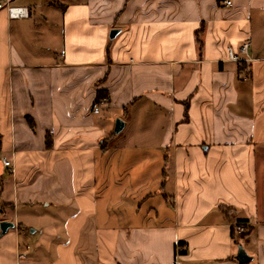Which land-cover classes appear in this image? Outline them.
<instances>
[{
	"label": "crops",
	"instance_id": "obj_1",
	"mask_svg": "<svg viewBox=\"0 0 264 264\" xmlns=\"http://www.w3.org/2000/svg\"><path fill=\"white\" fill-rule=\"evenodd\" d=\"M3 1L0 264H264V0Z\"/></svg>",
	"mask_w": 264,
	"mask_h": 264
},
{
	"label": "built area",
	"instance_id": "obj_2",
	"mask_svg": "<svg viewBox=\"0 0 264 264\" xmlns=\"http://www.w3.org/2000/svg\"><path fill=\"white\" fill-rule=\"evenodd\" d=\"M222 3H224L225 6H231V0H222ZM2 8H6L7 14L11 18L27 17V15H28V11H27L26 7L11 6L8 1H3V0L0 1V9H2ZM248 46H249V41L246 40L245 42H242L240 44V46L238 47V52H240V54H242L245 57H247V55H248V52H247ZM227 52H228V59L229 60H231V61L232 60H235V61L239 60L238 53L236 51H234L233 48L228 47L227 48ZM93 111L97 112L98 111V107L97 106L94 107ZM0 160L2 161L4 167L9 169L12 166L11 165V160L8 159L7 157H4V156L1 155L0 156ZM244 229L245 228L243 226H238L237 232L240 233V232L244 231ZM183 248H184L183 245L177 244L176 245V254H181L180 252L182 250H184Z\"/></svg>",
	"mask_w": 264,
	"mask_h": 264
},
{
	"label": "trees",
	"instance_id": "obj_3",
	"mask_svg": "<svg viewBox=\"0 0 264 264\" xmlns=\"http://www.w3.org/2000/svg\"><path fill=\"white\" fill-rule=\"evenodd\" d=\"M108 92L107 91H98L96 94V104H99L102 100H105L107 98ZM132 102H130L128 105L124 106L123 111L124 112H128L130 106H131ZM128 114V113H127ZM120 133L115 134V133H111V135L109 137H107L105 140L101 141V149L102 150H106V148H108L112 143L115 137H117ZM2 150V145H1V134H0V153ZM236 226L231 225V235L234 236L235 234V229H237L238 226H243L247 232H249L251 230V227L248 226L247 224V220L246 219H242V218H238L236 220ZM180 245H183V242L179 243ZM185 251L182 250L180 253H184Z\"/></svg>",
	"mask_w": 264,
	"mask_h": 264
},
{
	"label": "water",
	"instance_id": "obj_4",
	"mask_svg": "<svg viewBox=\"0 0 264 264\" xmlns=\"http://www.w3.org/2000/svg\"><path fill=\"white\" fill-rule=\"evenodd\" d=\"M117 34V30H112L109 34L110 38L115 37ZM124 128V121L120 119H116L115 124H114V133L118 134L120 131H122ZM13 223L11 221H1L0 222V231L1 234H5L9 227H13ZM237 255L236 259L240 263H248L251 260V257L247 254V252L244 251V249L239 245L238 250H237Z\"/></svg>",
	"mask_w": 264,
	"mask_h": 264
},
{
	"label": "rangeland",
	"instance_id": "obj_5",
	"mask_svg": "<svg viewBox=\"0 0 264 264\" xmlns=\"http://www.w3.org/2000/svg\"><path fill=\"white\" fill-rule=\"evenodd\" d=\"M98 110H99V108H98ZM116 119H118V118H116ZM114 121V120H113ZM116 121V120H115ZM1 176H3V177H5L6 178V180H7V177H9V174L6 172V170L2 167V164H1V162H0V177Z\"/></svg>",
	"mask_w": 264,
	"mask_h": 264
}]
</instances>
